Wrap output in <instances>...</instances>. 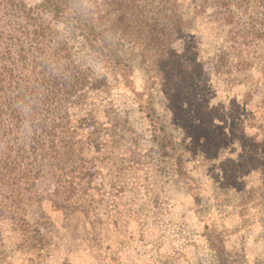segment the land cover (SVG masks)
<instances>
[{
  "label": "rangeland",
  "instance_id": "rangeland-1",
  "mask_svg": "<svg viewBox=\"0 0 264 264\" xmlns=\"http://www.w3.org/2000/svg\"><path fill=\"white\" fill-rule=\"evenodd\" d=\"M227 1L240 29L254 19L264 30V0ZM40 2L0 0V92L15 52L35 49ZM138 2L153 24L151 3ZM222 12L218 0H183L184 30L166 36L157 66L119 34L110 48L124 65H111L62 25L19 62L15 80L37 87L40 112L73 150L80 192L62 206L57 179L40 178L43 214L27 201L31 225L0 220V264H264V32L243 38ZM223 52L230 64L217 74ZM41 59L57 79L50 96L38 88ZM71 68L82 84L65 82ZM153 119L172 140L167 156Z\"/></svg>",
  "mask_w": 264,
  "mask_h": 264
},
{
  "label": "trees",
  "instance_id": "trees-1",
  "mask_svg": "<svg viewBox=\"0 0 264 264\" xmlns=\"http://www.w3.org/2000/svg\"><path fill=\"white\" fill-rule=\"evenodd\" d=\"M138 1L147 2V0H41L34 9V15L29 14L35 21L33 23L35 29L27 38L30 46H34L35 49L20 48L15 52L16 62L11 66H4V76L8 77L10 89H3L0 92V96H5V99L0 100V220L5 219L15 227L31 225L27 217L29 216L27 201L36 203L35 212L42 215L39 201L43 197L35 193V186L40 178L49 174L59 183L54 197L62 206L76 203L74 202L76 195L80 192L79 184L69 180V170L75 159L73 150L70 149L68 142L66 143L67 139L56 136L49 115L40 112L42 102L38 99L40 94L37 87L15 80L14 75L16 68H19V62H31L30 55L35 54L34 50H39L38 47L44 43L47 33L56 34L57 26L62 25L74 38L82 37L91 50L100 52L111 65H124L123 60L111 54V37L118 34L132 50H138L143 64L159 65L163 52L168 48L165 43L166 36L184 30L177 22L181 19L180 7L183 0H148L152 6L149 12L155 16L153 18L155 22L151 25L143 20L145 19L143 13L141 11L142 15L139 13ZM218 4L223 9L222 24L231 29L242 30L243 38L244 35L255 38L264 32L261 20L254 19L250 27L240 29L231 4L227 0H218ZM259 25L261 26L258 27ZM233 39L238 41L235 36ZM239 44L244 46V40L239 41ZM229 54L223 52L217 56L214 64L217 74H221L223 69L229 66ZM39 65L43 67L36 75L39 81L38 88H43L46 95L50 96L54 93V89L51 88L57 79L47 78L46 74L51 76V73L47 72L46 59H41ZM151 69L154 70L153 67ZM73 78L77 85L85 81L78 72L73 75L71 68V75L65 82L71 80L72 87L76 85ZM139 103L140 109L143 110V102ZM151 125L156 133L155 139L161 154L167 156V149L172 146L170 136L162 133L161 128L159 129L160 123L155 119ZM88 181H91V178ZM47 195L48 198L53 196ZM34 219L39 222V219Z\"/></svg>",
  "mask_w": 264,
  "mask_h": 264
}]
</instances>
